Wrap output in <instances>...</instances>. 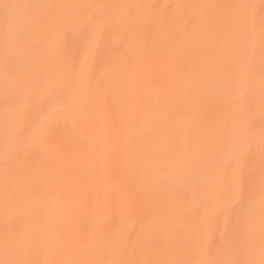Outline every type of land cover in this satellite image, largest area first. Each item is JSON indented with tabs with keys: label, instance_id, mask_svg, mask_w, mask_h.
<instances>
[{
	"label": "bare ground",
	"instance_id": "bare-ground-1",
	"mask_svg": "<svg viewBox=\"0 0 264 264\" xmlns=\"http://www.w3.org/2000/svg\"><path fill=\"white\" fill-rule=\"evenodd\" d=\"M0 264H264V0H0Z\"/></svg>",
	"mask_w": 264,
	"mask_h": 264
}]
</instances>
